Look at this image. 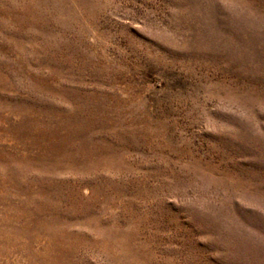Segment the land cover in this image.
Masks as SVG:
<instances>
[{
	"label": "rangeland",
	"instance_id": "374dc122",
	"mask_svg": "<svg viewBox=\"0 0 264 264\" xmlns=\"http://www.w3.org/2000/svg\"><path fill=\"white\" fill-rule=\"evenodd\" d=\"M0 264H264V0H0Z\"/></svg>",
	"mask_w": 264,
	"mask_h": 264
}]
</instances>
